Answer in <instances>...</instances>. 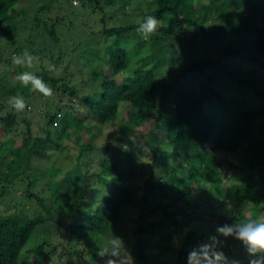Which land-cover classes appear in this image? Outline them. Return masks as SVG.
<instances>
[{
    "label": "trees",
    "instance_id": "trees-1",
    "mask_svg": "<svg viewBox=\"0 0 264 264\" xmlns=\"http://www.w3.org/2000/svg\"><path fill=\"white\" fill-rule=\"evenodd\" d=\"M31 1L37 7L36 12L20 8L16 17L17 13L12 12L8 0H0V25L3 22L14 26L23 23L36 31L34 38H29L25 45L10 43L12 48L8 47L9 51L0 47V66L3 68L0 98L8 100L9 108L0 118V196L4 192V180H18L24 189L17 197H32L45 214L29 217L24 214V208L0 213V264H19L20 257L24 264L31 259L30 264H95L99 257L111 255L113 240L119 244L118 255L110 257L120 261L118 264H155V252L147 249L160 244L170 250L177 249L171 264H188V254L193 249H187L185 245L195 244V240L200 243L207 238L201 230H207L209 218L224 220L222 214L210 210L211 207L221 204L236 209L247 203L255 209L257 217L263 216L264 0H149L154 3V8L144 12L138 21L125 19L118 25H98L99 33L107 37L109 43L93 56L92 61L82 54L87 63L83 72L69 69L68 64L74 55L67 54L59 45L55 30L59 16L45 22L41 15L44 7H57L60 0ZM69 1L71 4L72 0ZM117 1L77 0V6L92 14L99 13V20H102L103 16L107 18L108 14L113 16L118 12L117 8L113 11ZM220 13L227 15L220 19ZM209 14L214 21L208 27L204 22L209 19ZM120 15L125 17L127 13ZM147 16L156 17L163 26L146 35L144 40L137 29ZM33 22L38 25L32 26ZM190 30L192 36L200 38L204 45L193 49L196 44L193 38L186 39ZM9 35L10 38L17 37L13 32ZM44 39L49 41L44 43ZM140 39L153 43L158 50H138ZM204 46L210 51L194 57L193 52ZM212 46H218L222 55L219 49L211 54ZM162 49L164 52L171 50L176 56L175 60L167 62L175 67L176 72L170 79L155 84L159 91L157 109L161 112H150L151 123H147L146 118L139 117L147 116V87L154 80L157 66L161 65L159 50ZM25 50L37 58L31 67L12 62L14 56L23 55ZM24 71L34 73L51 86V98L31 86L25 87L18 79ZM76 78L81 85L90 83L95 88L81 94L77 86L71 84ZM181 80L187 81L189 86L177 88V92H194L197 100L186 106L179 105L170 119L165 115L167 96L173 92V85ZM15 95H22L26 105L28 99L31 104L44 97L51 101L55 99V106L43 111L40 115L43 120H39L36 128L24 116L26 108L17 113L10 106V97ZM75 98L77 104L70 101ZM81 105L93 119L101 123L116 121L122 131L128 123L146 127L150 133L146 143L151 154L150 172L142 178V190L138 194L135 188L123 183L122 175L118 174L123 166L132 164L135 158L133 144L121 149L119 144L104 142L101 146L103 152L96 156L99 158L96 174L105 188L98 198H89L85 207L81 206L82 179L73 180L77 187L70 192L76 195L72 206L59 199L56 200L63 209L45 206L44 190L55 196L58 191L65 193L69 179H76L77 173H84L80 168L85 164L84 159L89 156L92 144L79 132L85 122V117L78 115ZM224 107L229 111L218 117L216 112L223 111ZM17 123L23 128L13 139L7 140L8 133L16 128ZM153 129H160L165 135L156 139ZM55 135L74 141L77 148L72 176L68 170L67 174L57 171L50 181L44 180L45 184H33L36 179H31L33 173L29 169L33 165L30 161L36 156L44 159L47 149L59 146ZM6 141L11 144L5 146L3 142ZM65 146L66 151L69 150ZM157 152L168 158H158ZM91 190L97 192L98 188ZM221 197L226 200L222 202ZM138 211L145 212V222L127 228ZM47 218L57 224L67 220L68 229L59 244V253H56L57 245L52 244L44 251L43 246H49L46 240L23 250L36 226ZM252 219L254 216L250 215L247 220ZM165 221L167 225H163ZM191 222L201 233H197L199 231ZM162 225L165 235L158 228ZM179 227L183 231L182 242L170 244L169 232ZM160 235L162 237L158 240L156 237ZM81 239L91 247L90 252L85 251L87 257L77 248ZM209 253L208 264L227 263L211 251ZM226 253L232 255V250L228 249Z\"/></svg>",
    "mask_w": 264,
    "mask_h": 264
},
{
    "label": "rangeland",
    "instance_id": "rangeland-1",
    "mask_svg": "<svg viewBox=\"0 0 264 264\" xmlns=\"http://www.w3.org/2000/svg\"><path fill=\"white\" fill-rule=\"evenodd\" d=\"M75 2V3H74ZM70 1L69 0H60L59 5L57 7H52L50 9H46L44 7V13H41L39 10L37 12L41 13L42 17H44L45 22H49L50 20H54L56 16H59L58 19H56L59 23V25L55 26L56 35L58 36L59 45L62 46V50L67 51V54L74 55V58L72 61L68 64L69 69L71 72H74L77 69H81L82 72L85 70L87 63L84 60V57L82 54L85 53V57H87L89 60L92 61L93 56L96 55L98 51L103 50V48L109 43V39L105 37L104 35L100 34L98 31V25L104 24L106 26L111 25H118L122 24L123 22L131 19V21H138L140 20L142 14L144 12H148L154 8V3L149 0H118L116 3H114V9L113 11H116L117 13L113 16H109L105 18V16L102 17V20H99V13L98 14H92L86 11L85 8L82 6H77L78 2L77 0ZM8 4L12 10V12H16L17 16H19V9L23 8L25 11L31 10L36 12L37 7L33 5V1L31 0H8ZM73 4V5H72ZM76 4V5H74ZM124 8H123V6ZM106 11L109 9L106 8ZM60 11L58 14L57 12ZM120 13H127L125 17H122ZM107 15V14H106ZM227 14L220 13V16H218L220 19ZM207 19L204 24L209 27V25L214 21L212 15H208ZM211 18V19H210ZM42 22L39 23V25ZM217 23V22H216ZM27 24V23H26ZM37 22H33L32 26H37ZM41 26V25H40ZM39 29V28H38ZM37 29V30H38ZM190 29V28H189ZM13 32V34H17V37L10 38L11 35L9 33ZM36 31L33 29H30L27 25L23 24L19 26H14L13 23L3 22L0 25V47L4 48H12V43L15 42L17 46L19 44L25 45L28 42V39L34 38V34ZM38 32V31H37ZM192 30L189 31L188 35L186 36V39L193 38V42H195V46H193V49L197 46L204 45L202 40L200 38H194ZM147 39L146 35L143 34L142 39ZM138 40L137 43V49L138 50H150V52H155L156 45L153 43L150 44L147 40ZM34 41V40H33ZM49 41L44 39V43ZM11 43V44H10ZM36 43V42H35ZM37 43H41V40H37ZM8 48L7 51L10 49ZM213 52L211 54H215L214 50L216 51L219 49L218 52L221 53L220 48L217 46H212ZM158 50V49H157ZM162 49L159 52L161 53V65L157 66L154 80L148 84L147 87V106L145 108L147 116H140V118L144 119L146 118L147 123H151V116H148L150 112L157 111L160 113L161 111L157 109V100L159 96L158 89L155 88V84L164 80L170 79L173 74L176 72V69L174 66H170V64H167L169 60H175L176 56L172 54V51H166ZM207 51V46L198 48V52L194 51L193 56H200L201 53H205ZM11 52V51H10ZM231 52V51H230ZM192 56V57H193ZM226 59L231 60L232 58H229L228 56H224ZM3 69L0 66V77L3 76ZM72 85H76L79 89V92L85 93L89 92L92 89L95 88V85H92L90 83L84 84V86L81 85L78 78L71 80ZM174 90L173 92L169 93L167 96V106L166 107V116L168 118H172L175 115V110L178 108V106H186L189 103L196 102V94L194 92L189 93H180L177 92V88L184 89L185 87H188L189 84L185 80H181L178 83H175L173 85ZM51 98V97H50ZM59 100V99H57ZM30 99L27 100V112L24 114L26 119L29 118L30 123L33 127L39 126V120H43L41 118V114L43 111L45 112L47 109H52L55 106V99H52V101L49 99L47 100L46 97L44 99H38L34 103H30ZM73 103L77 102V98L74 100H70ZM64 102V99L61 100L60 105ZM129 102V101H127ZM78 103V102H77ZM76 103V104H77ZM79 108V114L82 115V117H85V122L83 125L82 130H80V134H82V138L88 137V140H84L83 142H89V144H92V148L90 149V153L88 154L87 158L84 159L85 164L80 168V170L84 173H77L75 175V178H70L69 182H67L65 193L62 191H58L59 194L56 192L55 195H50L49 192L47 193L46 190H44V205L45 206H55L57 209H63L60 207V203L56 200H63L64 202L71 203V206L74 204V200L76 199V195L70 194L71 191L75 190L77 187V184L75 182H78L81 180L80 184V204L81 206L85 207L86 200L89 198L96 200L99 196V194L105 189L101 182H99V178L96 174L97 167H98V161L99 158H96L98 154H101L103 151L101 150V146L104 142H111L112 144H119L121 146V149L127 148L129 144H133L134 146V155L135 158L132 164L129 166H123L121 171L118 173L119 175H122V181L128 186H131L136 189V192L139 194V192L142 190V178L146 177L150 172V158L151 154L149 153V149L147 148V141L149 140L150 133L146 129V127H143L142 125H133L131 123H128L125 125L123 131L118 128L117 122H106L101 123L97 120L93 119L92 116L88 113H86V108L81 105ZM9 111L8 108V100L0 98V118L4 116V114ZM229 111L227 107L223 108V111L216 112V115L218 114V117L225 116V112ZM39 118H38V117ZM138 118V117H136ZM38 120V121H37ZM37 121V122H36ZM23 127L20 123H17L16 128L11 133H8V139H13L14 135L18 133ZM57 133V132H56ZM153 133L156 137V139L163 137L165 135L164 131L153 129ZM55 139L57 138L58 145L56 148L51 147L50 149L46 150V154L43 156H36L33 157L30 161V169L29 171H32L33 178H35V183L33 184H43L45 181H50L53 177H55L57 171L62 174L65 173L70 176H72V169L74 168V156L76 154V146L74 145V141L69 142L64 136H54ZM56 143V141H55ZM5 146H8L11 144V141L3 142ZM67 146L69 152L66 151L64 146ZM65 146V147H66ZM158 158L166 159L168 158L167 155L157 152ZM237 162V161H234ZM57 167V169L55 168ZM59 174V176H61ZM81 174L83 176L81 177ZM57 176V177H59ZM45 180V181H44ZM71 180V181H70ZM75 180V182H73ZM244 180H250V178H244ZM242 180V181H244ZM5 184L4 192L0 196V213L3 212H9L11 210H15L18 208L23 209L24 208V214L26 216L32 217L33 215L38 214H45L39 205L35 202V200L31 197H17L20 196V193L22 188L24 189L23 183H20L18 180H12L11 182H3ZM1 184V183H0ZM45 184V183H44ZM89 187V188H87ZM96 187L98 188V191H92L91 188ZM71 188V189H70ZM137 194V196H138ZM54 196V197H53ZM222 202L226 199L224 197H221ZM62 205V204H61ZM241 205V204H240ZM264 208V205H261V208ZM210 210H214L218 213H221L224 220L219 219H210L209 222L210 225L206 227V231L201 230L207 235L206 239H203L200 241V243L195 240V244L192 243V245L186 244L187 249H194L198 248L201 245H212V247L209 249L215 257H220L224 259L229 264L230 262L234 261H240L241 264H248V256L247 253L241 244V242L236 239L233 235L225 236L223 234L217 236L218 232L217 229L219 227H223L224 225H234L240 222L239 218L244 220H247L250 215L254 216V219L264 220V214L261 217H257L255 215V209H253L250 205L247 203H243L240 207L237 206L236 209H233L231 206L226 208L224 206L216 205L215 207H211ZM53 217H55L54 212L52 211ZM147 216L144 211H138L135 213L134 219H132L128 224L127 228L132 229V227L137 224L141 225L145 222ZM55 219V218H54ZM230 219V220H229ZM190 218H188V221L190 222ZM229 220V221H228ZM253 220V219H252ZM67 220H61L60 224L54 223L52 219H45L44 223L36 226V229L34 232L30 235L28 240L25 242L23 250L27 248L33 247V245L40 243L42 240H46L49 242V246H43L44 251H47L51 244L57 245L56 246V253H59V244L64 239V232L68 229V223H66ZM193 227L196 229V231H199L197 233H201L200 229L197 228L194 225V222H191ZM67 225V226H66ZM156 225H158V222L156 220ZM163 225H167V222ZM163 225L158 227L159 230H162L161 234L165 235L166 233L163 231ZM162 228V229H161ZM171 230V229H169ZM168 230V232H169ZM208 232V233H207ZM171 236V240L169 239V243L173 244L174 242H182L183 239V231L179 227L173 232H169ZM162 236L156 237L158 240ZM88 237H82V239L87 240ZM212 238H215L214 240ZM231 238V241H230ZM77 244V248L80 250L81 255L84 254L87 257V253L90 252V246L89 243L82 240ZM167 245V244H166ZM232 250V255H227L226 250ZM22 250V251H23ZM148 252H155L156 259L153 260L155 264H171L174 260V256L177 253V249L170 250L168 246H164L163 244H160L159 246H151L149 249H147ZM210 254V253H208ZM28 256V254H27ZM111 255H104L101 259L99 256L98 260L94 261L95 264H107V261L109 259H114L117 261L116 258L110 257ZM62 258V257H61ZM30 259V258H29ZM63 259V258H62ZM23 258H19V264H24L22 261ZM32 260V259H31ZM31 260L26 262L25 264H30ZM156 261V262H155ZM162 261V262H161ZM120 262V261H118ZM33 263V262H32ZM41 264V263H38ZM56 264V263H55ZM85 264H92L85 262ZM203 264H208L207 261H204Z\"/></svg>",
    "mask_w": 264,
    "mask_h": 264
},
{
    "label": "clouds",
    "instance_id": "clouds-1",
    "mask_svg": "<svg viewBox=\"0 0 264 264\" xmlns=\"http://www.w3.org/2000/svg\"><path fill=\"white\" fill-rule=\"evenodd\" d=\"M161 22L154 16H147L140 23L138 32L149 35L157 30L158 27H162ZM33 55L27 50L24 51L23 55L14 56L12 62L19 66L31 67L34 62ZM20 82L25 86H31L35 91L40 92L46 97H50L53 94V89L44 80L35 75L32 72L24 71L18 76ZM11 107L17 112H23L27 107L26 102L22 95H15L10 97ZM221 234L228 236L233 235L243 245L247 256L248 264H264V220L253 219L244 220L234 225H224L217 229ZM213 240L215 238H212ZM111 255H118L119 244L117 240L112 242ZM212 245H201L198 248H194L188 254V264H202L203 261L209 260V249ZM107 264H118L114 259H109ZM233 264H240L239 261H234Z\"/></svg>",
    "mask_w": 264,
    "mask_h": 264
},
{
    "label": "built area",
    "instance_id": "built-area-1",
    "mask_svg": "<svg viewBox=\"0 0 264 264\" xmlns=\"http://www.w3.org/2000/svg\"><path fill=\"white\" fill-rule=\"evenodd\" d=\"M74 2V1H73Z\"/></svg>",
    "mask_w": 264,
    "mask_h": 264
}]
</instances>
